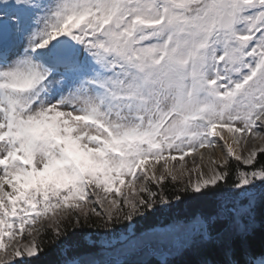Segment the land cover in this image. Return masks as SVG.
<instances>
[{"label": "snow or ice", "instance_id": "snow-or-ice-1", "mask_svg": "<svg viewBox=\"0 0 264 264\" xmlns=\"http://www.w3.org/2000/svg\"><path fill=\"white\" fill-rule=\"evenodd\" d=\"M225 133L242 151L264 141V0H0V252L11 248L0 264L42 252L41 221L56 239L80 213L107 228L168 204L149 187L165 179L161 161L173 181L195 173L185 193L241 190L242 203L201 218L199 243L223 217L217 264H264L247 248L264 210V144L237 154ZM221 142L223 171L186 168ZM229 158L246 166L234 181ZM126 181L122 200L98 191L120 197Z\"/></svg>", "mask_w": 264, "mask_h": 264}, {"label": "rangeland", "instance_id": "rangeland-1", "mask_svg": "<svg viewBox=\"0 0 264 264\" xmlns=\"http://www.w3.org/2000/svg\"><path fill=\"white\" fill-rule=\"evenodd\" d=\"M259 154V153H258ZM225 158V157H224ZM223 158V159H224ZM230 161H236L234 158H229ZM239 162V161H238ZM240 163V162H239ZM221 163H217V167L220 171H223V168H220ZM242 165V164H241ZM163 166V161L159 164V167ZM243 167H246L242 165ZM253 166V165H252ZM252 166H247L249 168H252ZM225 168L229 169V164L225 165ZM139 175V170H138ZM195 173L190 175L186 174L184 176L178 177L176 181H173L170 176L167 174L165 175V179L158 188L157 185L151 181H149V187L157 192V195L163 194L165 196V189L172 187L176 190L177 193L185 192L183 189L188 184L190 178L192 180L195 179ZM159 179V178H157ZM235 180V179H234ZM233 180V181H234ZM127 187V181L125 185L121 188V196L117 197L116 194L110 193L105 194L102 189L98 190L101 196L109 195L110 198L114 199H121L126 194L125 189ZM140 187V181H137L135 184V188H137V192ZM132 190V189H131ZM189 192H191V189H189ZM132 193V192H131ZM131 193L129 194L131 196ZM140 196H146L145 193H139ZM219 205H224L227 207H231L234 203H242L243 202V196L241 194V190L232 188L231 190L228 189L226 193L218 197L217 199ZM86 203V202H85ZM159 211L161 213V216H159L158 219H155L153 222H150L148 225L140 226L136 225V223L133 221V219L137 216L140 217V215H134L133 219L131 221H125L123 218L119 220L118 223L112 224L110 227H103V234H95L94 240H89V238L84 239V242L82 243V247L78 248L76 251H74L73 256H67L64 261H74V259H80L81 262L84 264H90V262H95V264H115V262H120V264H150L153 262L161 261V264H167V262L176 256L181 255L184 251H191L196 252L199 247L202 245L199 243V235L202 231L201 227V217L200 212L201 209H195V210H188L187 211H181L182 213H176L177 210L172 211L168 215L173 218L169 221L165 220V217L167 216L166 211H171L170 209V203L168 204H157ZM169 205V206H168ZM187 205V204H185ZM160 207V208H159ZM170 208V209H169ZM108 209V204L104 205V210ZM217 210L216 208H214ZM97 210H101L100 207L97 205ZM213 210V209H212ZM85 211H88V208H85ZM127 211V209H125ZM51 215V213H49ZM178 215H182L181 217H177ZM81 216V222L80 224H75L74 220H64L61 222L59 228L62 233L69 232L72 234L73 232H81L84 227L87 225H92L97 223V225H103L104 221L100 217H97L94 213L89 211L88 214V220L85 221L83 219V213H80ZM204 216V215H201ZM164 217V218H162ZM215 217H213L214 219ZM220 219H223L221 217ZM41 223L44 224V228L46 230H43L41 234L36 236V242L38 245L42 246L44 244L50 243V236L53 237L54 233L51 228H47L48 221H41ZM225 224L218 225V229L221 230V233L224 232ZM39 226V225H37ZM164 227L166 226L167 232L162 234L160 231H157L158 227ZM243 226V223H241V227ZM195 227H198L195 229ZM175 228V231L172 229ZM186 231V232H185ZM184 234L190 235L192 238L189 241L182 240L181 237ZM213 235V234H212ZM179 240V243L185 246H188L186 250H174V254H169L166 252L160 251V247L168 248L172 245H175L177 241ZM184 247V246H183ZM11 250L10 246H8L6 242V247L3 252H0V257H6L7 253ZM39 252L37 253L38 256ZM83 255L85 256V260H83ZM36 256V257H37ZM36 257H13V264H15L16 261L22 260V259H33ZM63 264V263H60ZM210 264H214V262H210Z\"/></svg>", "mask_w": 264, "mask_h": 264}, {"label": "trees", "instance_id": "trees-1", "mask_svg": "<svg viewBox=\"0 0 264 264\" xmlns=\"http://www.w3.org/2000/svg\"><path fill=\"white\" fill-rule=\"evenodd\" d=\"M257 161H264V153H259L257 155ZM239 165L241 169H245L238 161H230L229 163V172L232 174V180L235 179L234 169ZM257 167L256 164L252 166V168ZM228 189H232V187H220L218 186V190L208 192L206 195L204 194H188L185 192L177 193L175 189L172 187L165 189V198L169 200L170 210L166 211V214L171 213L174 210H177L176 213H182L181 211L195 210L201 209V213L205 214V216L214 215L217 210L214 208H218V197L223 196L224 193L227 192ZM190 193V192H189ZM179 195L181 197L180 200H176V196ZM187 204V205H185ZM169 206V205H168ZM160 208V207H159ZM158 205L151 210L150 213H145L144 216L135 217L133 221L136 225L144 226L148 225L150 222H153L155 219H158L161 216ZM213 209V210H212ZM139 216V215H138ZM180 216V215H178ZM264 210L258 209V218H257V227L248 235L247 238V248L248 250L256 257L264 254ZM216 223L214 227H218ZM223 225V224H222ZM226 227V225H224ZM81 232H73L70 234L66 232L63 236L53 239L50 236V243L44 244L42 246V252H39L38 256L33 259H29L30 261H34L35 264H60L63 263V260L66 259L67 256H73L74 251L78 248L82 247V243L84 239L94 240L95 234H103V226L95 224H90L84 227ZM217 233V229L214 231ZM222 238L221 236H215L214 242L208 245H202L196 252H188L185 255H182L178 258H174L169 260L167 264H199L201 261H205L207 259H212L215 261H220L223 257L220 254L219 247L215 240ZM64 240V243L57 247V243L59 240ZM67 250L66 252L63 250ZM241 257L238 255L237 259ZM150 264H160L159 261L150 263Z\"/></svg>", "mask_w": 264, "mask_h": 264}, {"label": "bare ground", "instance_id": "bare-ground-1", "mask_svg": "<svg viewBox=\"0 0 264 264\" xmlns=\"http://www.w3.org/2000/svg\"><path fill=\"white\" fill-rule=\"evenodd\" d=\"M225 137H226L228 144L232 145L234 152H236L237 154H241V155H246L247 152L253 146L259 147L260 145L264 144V141L257 139L254 142H250L249 145L247 147H245L242 151L241 147L239 145L232 143V138H231L230 134L225 133ZM226 149H227V145H225L223 142L218 144L215 148L202 149L201 153H203V159L200 158L201 153H193L192 155L185 157V166L187 169L191 170L192 164L195 161L196 163L201 165V170L204 171L205 173H207V171L210 167L214 166V167L218 168L217 163H222L223 158L226 156ZM210 158L215 160V162H216L215 165L210 164ZM151 163H154V162H150L149 165H145V168L150 169ZM170 163L173 165H179L180 161L170 162ZM156 171H157V178H159V175L162 173L164 174V176L167 174L164 172L163 166L159 167V164L156 165ZM186 174L190 175V173L188 171L183 172V174H181L179 169H177V171H176L177 177L184 176ZM195 179H196V177H195ZM195 179L194 180L191 179L192 182H195ZM125 192H126L125 195H129L132 192V190L127 186L125 189ZM108 207H109V205H108Z\"/></svg>", "mask_w": 264, "mask_h": 264}, {"label": "flooded vegetation", "instance_id": "flooded-vegetation-1", "mask_svg": "<svg viewBox=\"0 0 264 264\" xmlns=\"http://www.w3.org/2000/svg\"><path fill=\"white\" fill-rule=\"evenodd\" d=\"M174 217V216H173ZM172 217V218H173ZM178 217V216H177ZM162 218H164V217H162ZM170 215H168L167 214V216L165 217V220L166 221H169L170 220ZM171 218V219H172ZM200 223H201V221H200ZM198 227H195V229H197ZM158 230L157 231H160L162 234H164L165 232H167V229H166V226H162V227H158L157 228ZM173 231H175V228H173L172 229ZM186 232V231H185ZM179 238H181L182 240H186V241H189L190 242V240L192 239L191 237H190V235H188V234H184V235H182L181 237H179ZM184 246V247H183ZM187 247L188 246H185L184 244H180L179 243V240L177 241V243L175 244V245H172V248L171 247H166V248H164V247H160V251H162V252H166V253H169V254H174L175 252H174V250H177V251H179V253H180V250L182 249L183 251L184 250H186L187 249ZM84 257H83V260H85L86 258H85V256L86 255H83ZM74 261L76 262V264H80V259H74ZM84 264V263H83Z\"/></svg>", "mask_w": 264, "mask_h": 264}]
</instances>
